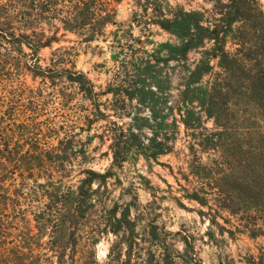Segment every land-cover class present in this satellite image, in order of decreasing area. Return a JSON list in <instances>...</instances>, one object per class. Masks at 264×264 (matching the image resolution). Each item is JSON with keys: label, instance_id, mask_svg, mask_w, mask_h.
I'll return each mask as SVG.
<instances>
[{"label": "trees", "instance_id": "1", "mask_svg": "<svg viewBox=\"0 0 264 264\" xmlns=\"http://www.w3.org/2000/svg\"><path fill=\"white\" fill-rule=\"evenodd\" d=\"M120 1L0 0V83L21 74L37 83L22 95L0 91V264H97L91 249L107 232L123 236L117 264H155V250L158 264H201L190 235H180L179 252L153 218L138 233L135 199L98 208L107 180L119 182L116 169L135 155L157 160L172 152L180 127L188 152L179 174L188 183L173 175L183 188L177 203L197 204L219 234L264 240L263 4L203 0L207 6L185 9L134 0L125 25L111 5ZM149 26L173 40L154 41ZM67 33L84 44L108 42L115 69L103 88L76 68L71 47L54 48L42 62L41 50ZM192 52L198 57L190 65ZM169 67L181 68L176 95ZM52 97L79 106L82 130L98 124L101 131L83 141L72 123L41 119L38 101ZM93 138L108 142L110 165L102 172L84 167L76 184H65L84 154L80 143ZM244 262L264 264V245Z\"/></svg>", "mask_w": 264, "mask_h": 264}, {"label": "rangeland", "instance_id": "2", "mask_svg": "<svg viewBox=\"0 0 264 264\" xmlns=\"http://www.w3.org/2000/svg\"><path fill=\"white\" fill-rule=\"evenodd\" d=\"M168 1L171 5H181L185 9H199L203 5L207 6L203 0ZM260 1L264 6V0ZM111 5L116 11V20L127 25L135 8L134 0H121L120 2L111 3ZM111 29H113V26H108L106 33ZM147 31L154 41L173 40V37L157 27L149 26ZM61 32L60 30L59 33ZM137 33L138 30L134 28V34ZM107 43L98 39L90 44H84L74 34L67 33L61 41L53 43L52 48L45 47L41 50L42 62L45 63L54 48L59 46L71 47L76 68L85 72L98 90L103 88L111 79L115 69ZM197 57V52L190 53L188 64L192 65ZM180 70V67H176L174 70L169 67L173 95H176L179 88H181L182 72ZM36 85L37 83L33 82L30 76L21 74L2 81L0 91L6 92L12 88L22 95ZM77 102L80 103V101ZM38 103L42 108L41 119L46 118L48 122L67 121L72 123L74 129H78L79 137L83 141L87 135L101 131L98 124L94 125L89 131L80 128L83 125L81 122L83 113L80 112L78 105L61 106L57 97L48 98L47 101H38ZM16 118L19 119L18 116ZM205 125L208 128L213 126L211 121H206ZM187 141L188 138L183 128L180 127V133L172 152L161 155L157 160L145 159L140 155H135L129 162L124 163L122 168L116 169L119 182L116 178L108 179L106 185L100 189L99 211L104 209L108 211L115 203L124 205L131 199H135L138 208L131 207V217L137 220L136 231L141 235L146 221L153 218L159 227H163L171 233L170 239L173 247L179 252H183L184 248L179 238L180 235H190L192 237L190 240L193 242L201 264H228L231 260L235 264H245L244 256L256 254L259 246L264 245L263 238L251 239L245 234L237 233L232 239L226 233L219 234L214 227H209V222L205 217L201 218L197 214L196 209L199 208L197 204L190 203L185 199H181L184 207L177 203L176 197L181 198L183 188L175 181L173 175L180 178V169L183 170L186 167ZM54 144L49 143V145ZM80 144L84 154L76 158L71 176L63 179V182L67 185H74L78 182L80 169L91 167L102 172L108 168L111 162L107 141L102 143L98 138H93L88 143ZM179 183L185 187L188 182L180 178ZM147 187L152 188L148 190ZM135 194L136 197L133 198ZM24 207L23 205L21 209H24ZM141 211H146V214H142ZM20 213H25V210H20ZM24 217L25 220L26 218L30 219V215L27 213ZM94 219L96 220V218ZM177 232H179L178 235H176ZM123 247L121 232L119 235L107 232L99 235L91 250L94 252L97 264H117L115 258L122 255ZM50 254L49 251H46L45 257ZM158 262L159 254L155 250L154 263L158 264Z\"/></svg>", "mask_w": 264, "mask_h": 264}]
</instances>
